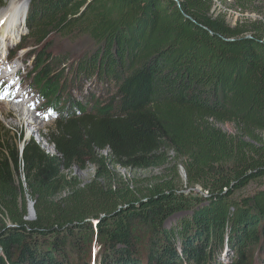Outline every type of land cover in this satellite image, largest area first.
<instances>
[{"label":"trees","instance_id":"obj_1","mask_svg":"<svg viewBox=\"0 0 264 264\" xmlns=\"http://www.w3.org/2000/svg\"><path fill=\"white\" fill-rule=\"evenodd\" d=\"M213 5L29 0L18 50L44 47L27 53V74L57 116L54 153L0 137V264H264V17L230 24ZM83 36L92 48L78 58L47 51L52 37ZM87 79L106 87L89 108ZM108 161L172 176L132 194L113 185ZM86 163L97 166L89 183L66 174ZM250 182L259 185L246 192ZM196 186L205 195L185 193Z\"/></svg>","mask_w":264,"mask_h":264},{"label":"rangeland","instance_id":"obj_2","mask_svg":"<svg viewBox=\"0 0 264 264\" xmlns=\"http://www.w3.org/2000/svg\"><path fill=\"white\" fill-rule=\"evenodd\" d=\"M213 1L215 13L219 12L218 10H220V7L226 8L227 11L223 12L222 14L225 15L226 20L230 24L242 17H248L249 19L253 20L262 19L264 17V2L262 0H249V2L244 3V6H241L235 0ZM28 2L29 0H0V13L4 12L6 13L5 15H7L5 18L0 19V25L8 22L12 13L14 11H18L21 4H23V6L18 20L20 21L23 19L24 21ZM258 9L262 10V12H258ZM14 29L16 31V36L8 34L6 37L0 40V50L2 49V46H4L3 53L0 52V84L6 88L2 91L0 96V137L16 141L20 149H22L24 142L28 141L29 139H34L37 143H39L44 151L52 154L54 153V147L50 143L47 135L48 130L53 126L57 116H50L48 111H46V108L43 105L44 101L40 100L36 90L33 89L30 75L27 74V71L32 65V57L28 59V57H26L27 53L31 49L36 51L40 49L42 50L44 47L42 45H40L41 47L35 46L34 41H28L26 45L21 44L23 45V48L18 50V47L20 46L19 42L22 39V36L26 34L24 23L22 21L17 23ZM48 44H51L47 49L48 52L54 54H62L67 52L73 55L72 57L74 58H78V55H81L82 52L92 48V42L84 36L78 37L75 40H63L52 37ZM59 65L61 66L60 68H62L65 67L67 63L64 65L59 63L57 66L54 64L53 66L55 69H57ZM69 80V78H66L65 80L61 81V89L65 87L66 90L69 87ZM91 80H93V78ZM83 84L85 85L84 101L88 100V108L90 107L89 104H91V102L94 100L92 98L89 99V95L96 93L100 94L103 98L106 97V92H104L106 87L104 85L97 86L96 84L95 86L97 87H93L90 79L85 80ZM67 94L69 95L72 93L67 92ZM17 105L20 107H18L19 109L22 108L20 111L16 109L15 106ZM57 107H60V105ZM26 112L29 114V116H26ZM220 128L228 134L238 133V131H236V129L231 124H221ZM262 137L264 138V135ZM100 154L106 155L107 151H102ZM106 167L113 178V185L117 186L116 184H124L132 194H141L147 192V189L150 188V186L158 178L172 176L171 169L165 171L163 167L148 169H125L117 164H111L109 161L107 162ZM170 168H172V166ZM172 170L174 172L173 168ZM96 171L97 166L95 164L86 163L83 165V167L73 166L71 170L66 172V174H68L69 177L76 178V181L80 182L81 184H87L94 179ZM177 172L178 178L175 179V183L177 184L178 188L182 186V189H184L186 186V177L185 171L180 164H178ZM16 179L18 181L20 178L16 177ZM21 180H23V177H21ZM258 185L259 184L256 182H250L246 189H244L246 192H250ZM189 192L198 195H205V193L198 186L185 190V193ZM184 215L185 213L183 212L172 215L165 222V226L167 228L171 227L172 224L176 223V221ZM25 218L29 221H32L35 218L33 203L31 201L28 202L27 215ZM141 230L142 227L137 225L135 231H138L139 235L141 234ZM138 233L136 232L137 235ZM146 234L147 233H145L143 238L147 237ZM91 242L92 238L89 240V244ZM87 256L88 253L85 254L84 257L86 258Z\"/></svg>","mask_w":264,"mask_h":264},{"label":"bare ground","instance_id":"obj_3","mask_svg":"<svg viewBox=\"0 0 264 264\" xmlns=\"http://www.w3.org/2000/svg\"><path fill=\"white\" fill-rule=\"evenodd\" d=\"M22 6L23 4L20 5L19 7V10L18 11H14L10 17V20L6 23H4L3 25H0V40L4 37H6L8 34H12L14 36H16V31L14 29V27L17 25V23H20L21 21L23 22V19L22 20H18V17L19 15H21V10H22ZM6 13L4 12H1L0 13V19L2 18H5L7 15H5ZM1 42V41H0ZM4 43V42H3ZM3 47L2 46V49L0 50L1 53H3ZM7 98V96H6ZM17 110H21L19 109L20 107L17 105L15 106ZM19 107V108H18ZM26 116H29V114L26 112ZM31 116V115H30Z\"/></svg>","mask_w":264,"mask_h":264},{"label":"built area","instance_id":"obj_4","mask_svg":"<svg viewBox=\"0 0 264 264\" xmlns=\"http://www.w3.org/2000/svg\"><path fill=\"white\" fill-rule=\"evenodd\" d=\"M217 3V2H216ZM217 4H219V3H217ZM220 5V4H219ZM215 8V7H214ZM214 8L212 9V11H214ZM219 12H225V11H227L226 10V8H224V7H220V10H218ZM218 13V12H217ZM235 22H236V20H235ZM235 22H233L232 24H235Z\"/></svg>","mask_w":264,"mask_h":264},{"label":"water","instance_id":"obj_5","mask_svg":"<svg viewBox=\"0 0 264 264\" xmlns=\"http://www.w3.org/2000/svg\"><path fill=\"white\" fill-rule=\"evenodd\" d=\"M28 8V6L26 7V9ZM26 13V12H25ZM25 17V16H24ZM25 19V18H24Z\"/></svg>","mask_w":264,"mask_h":264}]
</instances>
